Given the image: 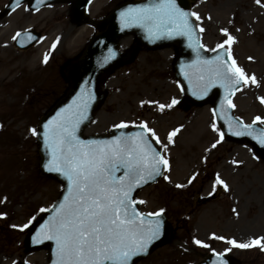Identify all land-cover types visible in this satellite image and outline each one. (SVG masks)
<instances>
[{
  "label": "rangeland",
  "instance_id": "rangeland-1",
  "mask_svg": "<svg viewBox=\"0 0 264 264\" xmlns=\"http://www.w3.org/2000/svg\"><path fill=\"white\" fill-rule=\"evenodd\" d=\"M121 0H96L90 15L98 20ZM8 0H0V11ZM69 4H52L39 11L27 5L0 19V264H45L48 252H28L25 237L61 192L56 180L44 177L31 129L45 110L60 98L68 85L62 66L75 58L93 34L88 26H75ZM194 12L203 45L217 49L234 37L231 59L258 84L244 85L234 99L235 114L246 123L264 120V0H199ZM35 29L44 35L37 46L21 51L14 47L17 33ZM53 44L56 47L53 49ZM228 47V45H225ZM172 49L141 51L134 62L114 72L106 82L109 96L99 108L89 133L106 134L115 125L147 123L167 145L169 169L154 185L142 189L136 200L152 213L164 209L173 240L138 264H197L211 253L225 254L240 264H264L259 246L243 249L228 244L249 243L264 237V161L253 158L250 148L220 140L211 106L185 111L177 103L161 112L159 104L180 101L183 94L174 77ZM49 56L45 64L44 57ZM213 125L216 130H213ZM264 126V124H262ZM179 132L168 143L173 130ZM196 179L189 183L192 176ZM217 175L221 185L212 199ZM177 184L185 185L178 188ZM35 217V219H33ZM29 224L20 231V226ZM15 226V227H14ZM223 237L224 239H214ZM200 240L209 247L194 243ZM231 249V251H227Z\"/></svg>",
  "mask_w": 264,
  "mask_h": 264
},
{
  "label": "snow or ice",
  "instance_id": "snow-or-ice-1",
  "mask_svg": "<svg viewBox=\"0 0 264 264\" xmlns=\"http://www.w3.org/2000/svg\"><path fill=\"white\" fill-rule=\"evenodd\" d=\"M21 0H16L19 6ZM259 4L260 0H256ZM16 9L14 8L13 11ZM190 17L199 20L195 12H186L177 5L176 0H158L146 6L129 8L120 13L123 28L140 27L146 30L149 37L171 38L185 36L192 39L196 28ZM199 31H204L200 28ZM227 39L217 45L218 49L228 48L211 61H204L203 70L197 77V87L202 95L219 82L225 89L227 108H234L231 95L239 90L238 86L258 84L256 77H248L242 68L231 59V45L235 43L227 29L223 30ZM21 33H17L19 37ZM29 39L34 37L29 36ZM191 47V43L189 44ZM53 49L56 47L53 44ZM197 48L202 47L197 41ZM107 59L115 57L116 53L109 50ZM225 56L228 58L225 59ZM49 56L45 55L44 63ZM229 60L231 62L229 63ZM187 76V73H186ZM196 95V92H193ZM82 94L67 108L61 109L56 117L44 124V141L50 149L51 159L45 166L49 172L60 173L67 181V195L63 201L52 209H40L41 212H52L53 215L40 228L34 237L35 242L52 240L56 244V260L54 264H131L132 258L146 254L149 246L161 235L162 221L159 219L164 209L152 213H141L136 204H144V200L133 199L132 193L162 175V169H169V161L164 155L167 145H162L164 152L153 147V141L161 144L156 132L147 123L136 125L141 129L138 133L117 136L108 141L81 140L77 135L81 123L87 118L88 102ZM264 103V98H261ZM179 101L173 99L168 105L159 104L161 112L171 108ZM227 109H225V114ZM256 121L264 124V120L256 117ZM114 127L123 129L128 124L120 123ZM213 130L216 126L213 125ZM32 134L38 135L36 129ZM179 129L168 134V143L173 142ZM233 135H253L251 125L241 123ZM151 137V139H150ZM255 139L264 145V131ZM224 139L220 133V140L212 145L215 148ZM117 173H122L117 175ZM168 180V176L163 177ZM196 176L188 181L192 183ZM216 184L227 190V184L217 175ZM182 188L185 185L177 184ZM151 217L157 219L152 220ZM35 219V217H33ZM15 227V226H14ZM29 224L20 226V231L28 228ZM224 239L223 237H213ZM195 244L209 247L200 240ZM228 244L236 248H251L259 246L264 250V237L254 239L249 243H237L228 240ZM227 251H231L228 249ZM218 256L220 254H217ZM220 264H225L223 260Z\"/></svg>",
  "mask_w": 264,
  "mask_h": 264
},
{
  "label": "water",
  "instance_id": "water-1",
  "mask_svg": "<svg viewBox=\"0 0 264 264\" xmlns=\"http://www.w3.org/2000/svg\"><path fill=\"white\" fill-rule=\"evenodd\" d=\"M191 0H176L177 5L182 8L186 12H190L191 9ZM194 1V0H192ZM158 0H148L147 2L143 4H138L139 6H133V7H141V6H146L152 3H156ZM116 16L112 15L110 19L108 20V25L109 29L107 32L102 34L100 37H98L95 41L94 44L89 47V50L85 54V56L80 59L76 64H73L68 68V81L71 83V89L66 95V97L56 106V108L53 109V111L50 113L49 117L46 118L42 124V132L40 135V143L42 147V155H43V166L45 167L49 160L51 159L50 156V149L46 145L43 137L44 133V124L48 123L50 120H52L54 117H56L57 113L61 111V109L67 108L70 104L73 103L74 100H77L78 97L81 96L82 90H83V95L85 96V99H87L88 93H91V100L88 102V109H87V118L81 123L83 125L87 124L93 114V111L95 110L96 107V102L98 99H101V94L99 93V83H100V78L103 73L107 72L109 70V67L106 65V58L109 56V47L112 49L115 47L117 40L122 36V33L129 31V29H139L140 27H129V28H123L122 30V25L120 18L115 19ZM190 20L192 21V17H190ZM192 24L194 26V23L192 21ZM195 27V26H194ZM143 29V28H142ZM145 31V36L148 37L149 40L158 43V42H163L165 45L170 44V43H176L178 44L179 48L182 50V55L183 54H190L192 55L193 62L192 64H189L186 70L184 71V77L187 78H193L197 79L198 75L200 72L203 70L204 61H211L214 58H210L207 60V56L202 52L201 48H197V37H195V32L193 33L192 39L189 40L188 37L185 36H173L171 38L167 37H161V38H155V37H149L148 33ZM140 33V32H139ZM141 34V33H140ZM191 43V47L189 44ZM188 49V50H186ZM190 51V52H188ZM187 73V76H186ZM198 84V82H197ZM223 113L224 117L223 120L231 125L233 127V130H238L241 126V123L234 120L231 116L230 110L227 109L226 107H223ZM225 109H227V112L225 114ZM55 112V113H54ZM54 114V116L51 118V116ZM253 129V128H252ZM77 135H81V133L77 132ZM97 141H106V140H97ZM46 168V167H45ZM118 175H121V173H118ZM158 177V176H157ZM156 177V178H157ZM154 180H150L148 183L152 182ZM145 185V184H144ZM53 215H49L48 217L45 218V220L42 222L41 225H43L46 221L50 219V217ZM41 228V227H40ZM39 228V231H40ZM38 232L35 233V236ZM34 236V237H35ZM167 239V234L158 242L155 240L154 246L163 243ZM51 241V243H49ZM45 243L50 247L52 252H54V256L52 259V264H54V261L56 260L55 252H56V244L55 241L52 240H44ZM152 243V244H153ZM151 244V245H152ZM153 246V247H154ZM138 259V257H136ZM135 258V260H136ZM134 260V261H135ZM223 260L225 264H227L226 260L223 257L219 256H214L211 259L207 260L203 264H220V261ZM133 263V261H131ZM131 263V264H132ZM233 264V263H231Z\"/></svg>",
  "mask_w": 264,
  "mask_h": 264
}]
</instances>
